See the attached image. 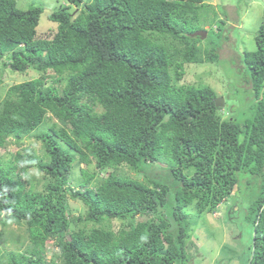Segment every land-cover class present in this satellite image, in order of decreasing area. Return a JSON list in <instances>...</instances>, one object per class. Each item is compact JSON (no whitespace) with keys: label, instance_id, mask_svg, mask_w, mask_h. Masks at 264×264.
Masks as SVG:
<instances>
[{"label":"trees","instance_id":"1","mask_svg":"<svg viewBox=\"0 0 264 264\" xmlns=\"http://www.w3.org/2000/svg\"><path fill=\"white\" fill-rule=\"evenodd\" d=\"M67 2L80 12H52L56 31L40 37L42 7L22 11L14 0H0V72L42 74L1 98L0 148L28 136L45 148L43 158L27 148L8 163L0 155V226L24 222L31 240L24 252L9 253V263L46 264L43 247L55 238L61 264H188L193 226L185 209L214 210L240 194V180L253 178L258 191L244 214L252 232L246 264H264V14L255 50L240 62L249 101L239 122L221 119L209 87L177 85L184 65L206 62L200 38L189 33L216 26L212 5ZM207 8L208 18L198 19ZM73 163L94 164L106 176L91 185L94 175L81 170L73 190ZM121 167L143 181L121 175ZM29 169L42 174V192L31 185ZM67 196L86 212L70 216ZM115 220L123 222L116 233Z\"/></svg>","mask_w":264,"mask_h":264},{"label":"rangeland","instance_id":"2","mask_svg":"<svg viewBox=\"0 0 264 264\" xmlns=\"http://www.w3.org/2000/svg\"><path fill=\"white\" fill-rule=\"evenodd\" d=\"M14 1L17 8L22 11L36 7L43 8L36 27V32L40 37H47L48 33L56 31V24L48 19L52 12L67 10L75 16L81 10L79 7L71 6L67 0ZM90 1L84 0L83 5L89 4ZM204 2L207 5H212V10L216 12L214 17L216 26L211 29L210 26L203 27L206 37L200 39L201 42L196 44L201 48V55L206 62L184 65V76L177 82V85L197 88L209 87L218 97L216 102L218 99H222V101H219L220 109L218 111L221 119L234 120L236 117L235 120L242 122L248 116L246 105L249 100H246L247 97L244 96L246 91L244 90L240 62L246 52L255 50L254 37L261 25L264 14V0H204ZM208 12L210 11L207 8V10L199 13L198 19L208 18ZM195 32V30L190 32L189 36ZM0 75L2 78L1 100L5 96V91L12 85L38 78L42 74L28 68L23 74L3 69ZM44 83L50 85L51 80L45 78ZM55 88L60 91L63 84H55ZM96 111L101 112L102 109L98 106ZM51 121L56 123L58 127L61 126L56 119ZM25 148L40 158L45 157L43 144L35 141L34 136H28L21 141L20 145L13 144L8 140L5 146L0 148L2 161L5 163L12 161L17 154H22ZM159 166L166 167L164 164ZM81 170H86L85 175L87 177L94 175L90 181L91 185L98 182L99 178L106 176L105 171L95 170L94 164L86 168L83 165L79 164L77 166L73 163L71 168L73 185L69 184L73 190L79 188L76 184L81 179ZM119 171L121 175L131 177L130 179L143 181L144 175H137L125 167H121ZM41 176L42 174L36 169L27 170V177L31 179V185L37 192L43 191ZM239 185L241 187L240 194L233 196L231 199L229 197L214 210H209L208 207L203 206L199 210L201 214L197 215L196 210L198 208L185 209V212H188L189 215L188 220L193 226L190 238L186 242V251L189 256L188 264H246L252 232L246 224L244 214L250 202L249 196L258 189L253 178L240 180ZM67 205L70 216L77 217L86 212V207L82 202L72 200L69 196H67ZM146 219L150 218L137 217L136 222L145 221ZM111 226V230L116 233L119 227L123 226V222L115 220ZM70 229L76 230L77 227L71 225ZM28 246H31V240L26 233L24 222L20 225L0 226V261L3 264H10L8 260L9 253L24 252ZM42 253L46 264H61L55 258V255L58 254L55 238L46 241Z\"/></svg>","mask_w":264,"mask_h":264},{"label":"water","instance_id":"3","mask_svg":"<svg viewBox=\"0 0 264 264\" xmlns=\"http://www.w3.org/2000/svg\"><path fill=\"white\" fill-rule=\"evenodd\" d=\"M191 37H199L200 39H203L206 37V32L204 31H196ZM219 101H222V99H218L216 104L219 106Z\"/></svg>","mask_w":264,"mask_h":264},{"label":"bare ground","instance_id":"4","mask_svg":"<svg viewBox=\"0 0 264 264\" xmlns=\"http://www.w3.org/2000/svg\"><path fill=\"white\" fill-rule=\"evenodd\" d=\"M206 4V3H205ZM201 31H203V30H201ZM205 32V31H204ZM199 38V37H198ZM247 92V91H246Z\"/></svg>","mask_w":264,"mask_h":264}]
</instances>
